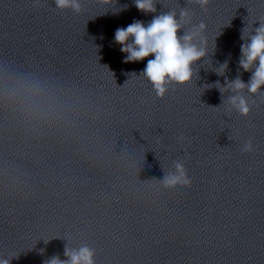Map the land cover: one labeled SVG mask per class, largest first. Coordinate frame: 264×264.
I'll list each match as a JSON object with an SVG mask.
<instances>
[{"label":"clouds","instance_id":"1","mask_svg":"<svg viewBox=\"0 0 264 264\" xmlns=\"http://www.w3.org/2000/svg\"><path fill=\"white\" fill-rule=\"evenodd\" d=\"M103 4H110L111 0H101ZM206 10L210 0H190ZM41 0H35L34 7H39ZM135 7L143 13L156 12V0H134ZM58 9H72L81 11L80 0H54ZM127 5L124 6L125 10ZM190 22L188 11L182 10L177 19L174 11L154 16L145 26L142 21H135L126 28L121 27L115 31V42L121 45V52L126 54L125 63L138 62L148 59L146 67L141 73L152 85L158 98H163L171 85H185L192 81L194 65L207 56L206 40L203 32L206 25L201 22L193 25L190 31L179 32L184 28L181 23ZM199 40V43L196 41ZM250 43L241 46L239 68L245 72H251L250 80L245 83L239 76L234 80L225 79L224 84L219 81L215 87L221 94L231 91L233 95L228 98V103L241 116L249 115L251 109L247 99L241 94L245 89L255 96L264 90V23L255 29V34L249 37ZM227 62L217 68V75H223L227 69ZM205 87H209L206 85ZM241 151L251 153L254 151L251 140L245 142ZM165 187L190 188L192 180L188 175L185 164L181 161L175 163V172L163 176ZM66 259H60L59 255L53 256L45 264H95V252L87 245L79 248L64 249ZM0 264H10V259H0Z\"/></svg>","mask_w":264,"mask_h":264}]
</instances>
